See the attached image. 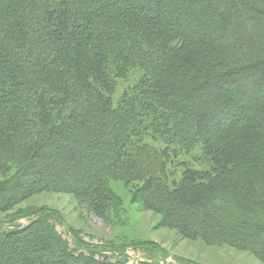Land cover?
Returning a JSON list of instances; mask_svg holds the SVG:
<instances>
[{"label": "trees", "instance_id": "16d2710c", "mask_svg": "<svg viewBox=\"0 0 264 264\" xmlns=\"http://www.w3.org/2000/svg\"><path fill=\"white\" fill-rule=\"evenodd\" d=\"M197 146L206 169L166 172ZM106 175L183 239L264 264V0H0V215L54 192L106 219ZM55 217L0 219V264L125 263L76 254Z\"/></svg>", "mask_w": 264, "mask_h": 264}, {"label": "rangeland", "instance_id": "374dc122", "mask_svg": "<svg viewBox=\"0 0 264 264\" xmlns=\"http://www.w3.org/2000/svg\"><path fill=\"white\" fill-rule=\"evenodd\" d=\"M131 83V79H115L113 99L117 100ZM179 153L166 162V172H172L174 177L183 171L182 163L197 169L207 168L200 146ZM105 181L114 197L106 219L94 217L71 194L42 192L14 208L12 212L21 211L14 221L9 222L12 217L4 218L6 214H1L2 225L9 229L25 226L43 209L58 214L55 230L76 249V254L96 249V258H111L115 256L114 250L122 249L118 254L125 255L124 264L145 259H162L161 264H260L248 252L208 245L200 239H183L177 230L163 225L160 215L142 208L135 197L140 182H128L113 175H106Z\"/></svg>", "mask_w": 264, "mask_h": 264}]
</instances>
